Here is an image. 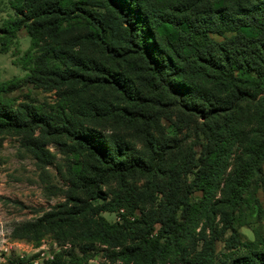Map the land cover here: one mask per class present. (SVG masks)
I'll list each match as a JSON object with an SVG mask.
<instances>
[{
    "label": "trees",
    "instance_id": "obj_1",
    "mask_svg": "<svg viewBox=\"0 0 264 264\" xmlns=\"http://www.w3.org/2000/svg\"><path fill=\"white\" fill-rule=\"evenodd\" d=\"M13 7L1 49L26 29L28 73L1 84L0 95L33 85L54 101L47 108L0 99V136L18 137L42 166L57 163L49 144L62 147L59 170L70 185L63 203L14 237L38 245L51 235L82 253L48 264H86L97 251L111 264H216L218 241L247 251L226 264H264V238L243 243L234 226L264 164V0H15ZM250 119L247 133L242 123ZM241 135L251 142L217 196ZM80 156L82 168L73 163Z\"/></svg>",
    "mask_w": 264,
    "mask_h": 264
},
{
    "label": "rangeland",
    "instance_id": "obj_2",
    "mask_svg": "<svg viewBox=\"0 0 264 264\" xmlns=\"http://www.w3.org/2000/svg\"><path fill=\"white\" fill-rule=\"evenodd\" d=\"M14 1L0 0V28L15 17ZM0 36H2L1 33ZM212 38L218 42L223 41L220 36L212 35ZM30 47L31 37L26 29L18 31L14 37L8 39V51H2L0 43V85L14 78H23L28 73V65L27 67L24 65L22 58ZM0 96L2 97L0 99L12 106L28 103L50 108L54 101L53 94L45 93L33 85H26L10 93H1ZM162 125L165 127L166 134L177 135L174 127L167 121H163ZM242 125L249 133L255 126V121L246 120ZM238 138L240 143H236L231 148L229 159L231 167L221 176L216 189L217 196L226 189L236 158L251 142L249 136L241 135ZM199 140L195 147L197 153L201 152L205 144L203 136L200 135ZM46 148L56 156V164L42 166L22 147L18 137L0 136V264H48L58 255L62 256V261L70 263V257L66 256V253L70 251L82 257V253L77 248L73 249L71 243L58 241L51 235L44 236L38 245L14 237V231L18 226L24 222L36 220L44 212L52 210L54 206L65 201L64 194L70 185L62 177L59 168L66 163V157L62 147L56 144H49ZM85 162V156L73 160V163L80 164L81 168ZM106 189L105 186L103 190ZM194 198L201 199L202 192H196ZM94 205L97 203L94 202ZM102 216L112 223L119 221L117 213L103 212ZM234 226L243 243L256 242L260 236L264 238V164L251 181L250 190L245 196L241 211L235 215ZM230 236L231 233L228 231L226 240ZM245 253L247 251L243 247L232 250L224 241H218L215 263L226 264L234 256ZM86 264L111 263L104 257L102 251H97Z\"/></svg>",
    "mask_w": 264,
    "mask_h": 264
}]
</instances>
